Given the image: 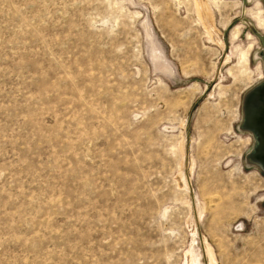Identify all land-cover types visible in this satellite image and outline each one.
Instances as JSON below:
<instances>
[{"label": "rangeland", "instance_id": "1", "mask_svg": "<svg viewBox=\"0 0 264 264\" xmlns=\"http://www.w3.org/2000/svg\"><path fill=\"white\" fill-rule=\"evenodd\" d=\"M263 85L264 0H0V264H264Z\"/></svg>", "mask_w": 264, "mask_h": 264}, {"label": "bare ground", "instance_id": "2", "mask_svg": "<svg viewBox=\"0 0 264 264\" xmlns=\"http://www.w3.org/2000/svg\"><path fill=\"white\" fill-rule=\"evenodd\" d=\"M197 3H200V0H197ZM200 11L202 18L206 19L208 12L204 11L203 6H201ZM212 32L214 33V30ZM246 102L245 127L252 132L256 139V145L250 159L256 161L264 169V85L250 93ZM256 102L259 104L258 107L254 105Z\"/></svg>", "mask_w": 264, "mask_h": 264}]
</instances>
